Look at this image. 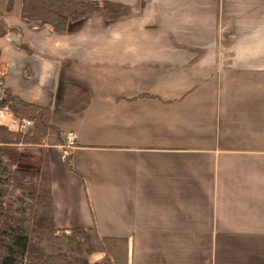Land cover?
Wrapping results in <instances>:
<instances>
[{
	"label": "crops",
	"instance_id": "1",
	"mask_svg": "<svg viewBox=\"0 0 264 264\" xmlns=\"http://www.w3.org/2000/svg\"><path fill=\"white\" fill-rule=\"evenodd\" d=\"M111 1L131 14L67 31L0 8V95L61 131L37 146L56 225L122 239L128 264H264V0ZM68 83L81 111L60 106Z\"/></svg>",
	"mask_w": 264,
	"mask_h": 264
},
{
	"label": "trees",
	"instance_id": "2",
	"mask_svg": "<svg viewBox=\"0 0 264 264\" xmlns=\"http://www.w3.org/2000/svg\"><path fill=\"white\" fill-rule=\"evenodd\" d=\"M15 3L16 0H5L4 11L13 10ZM18 4L23 18L61 31L91 15L102 13L114 19L132 12L127 3L111 0H18ZM4 11L0 10V37L7 32L1 19ZM89 102L86 90L68 83L60 106L78 112ZM0 110L18 121L31 122L25 132L0 123V264H128V246L122 239L100 236L95 228L56 225L46 152L38 170L19 167L23 147L44 145L50 133L61 134L51 122V106L26 101L3 88ZM95 254L101 255L91 259Z\"/></svg>",
	"mask_w": 264,
	"mask_h": 264
},
{
	"label": "rangeland",
	"instance_id": "3",
	"mask_svg": "<svg viewBox=\"0 0 264 264\" xmlns=\"http://www.w3.org/2000/svg\"><path fill=\"white\" fill-rule=\"evenodd\" d=\"M18 1V0H16ZM0 8L5 9V0H0ZM38 147H26L22 148L21 151L23 152V155L21 157V162L19 164V167L22 169H28V170H38V167H40V153L38 151ZM120 246V245H116ZM101 254H95L91 257V259L98 258ZM262 262V261H260Z\"/></svg>",
	"mask_w": 264,
	"mask_h": 264
},
{
	"label": "built area",
	"instance_id": "4",
	"mask_svg": "<svg viewBox=\"0 0 264 264\" xmlns=\"http://www.w3.org/2000/svg\"><path fill=\"white\" fill-rule=\"evenodd\" d=\"M31 125L30 120L22 119L19 122L18 129L21 132H25L27 128ZM77 140V134L74 130H68L65 134V143L62 146L63 149V159L66 160L70 155L71 151L74 148Z\"/></svg>",
	"mask_w": 264,
	"mask_h": 264
}]
</instances>
